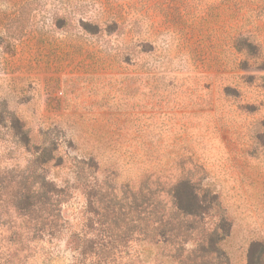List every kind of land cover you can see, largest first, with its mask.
<instances>
[{"label": "rangeland", "instance_id": "rangeland-1", "mask_svg": "<svg viewBox=\"0 0 264 264\" xmlns=\"http://www.w3.org/2000/svg\"><path fill=\"white\" fill-rule=\"evenodd\" d=\"M36 176L65 189L66 222L23 264L72 263L89 195L167 220L183 179L206 207L185 246L220 251L156 263L264 264V0H0V180Z\"/></svg>", "mask_w": 264, "mask_h": 264}, {"label": "trees", "instance_id": "trees-1", "mask_svg": "<svg viewBox=\"0 0 264 264\" xmlns=\"http://www.w3.org/2000/svg\"><path fill=\"white\" fill-rule=\"evenodd\" d=\"M0 181V196L4 190H9L4 199L0 198L1 203L7 205L0 216L10 218L7 227L2 229L5 243L0 246V264H23L27 258L24 252L28 253L32 242L41 235L52 236L57 230L61 231L62 227L56 228L66 222L62 205L67 195L63 187L44 176L34 177L29 186L22 181H15L11 186ZM197 190L188 179L179 181L170 191L172 212L167 220H163L157 203L149 202L152 208L148 205L141 208L140 200L132 192L128 196L130 200L124 203L113 197L102 200L89 195L88 206L82 212L83 230L70 232L65 239L73 252L71 264H148L129 252L130 246L125 240L135 233L155 246L153 264H157L156 260L164 252L170 259L185 261L194 254L204 257L219 252L220 248L212 241L208 246L199 244L194 249L185 246L192 230L190 219L206 210L204 198ZM138 224H142L140 229Z\"/></svg>", "mask_w": 264, "mask_h": 264}]
</instances>
